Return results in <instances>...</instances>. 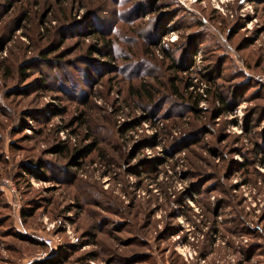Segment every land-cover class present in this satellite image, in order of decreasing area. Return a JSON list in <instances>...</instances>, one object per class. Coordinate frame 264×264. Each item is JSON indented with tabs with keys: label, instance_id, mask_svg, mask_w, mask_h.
Masks as SVG:
<instances>
[{
	"label": "rangeland",
	"instance_id": "rangeland-1",
	"mask_svg": "<svg viewBox=\"0 0 264 264\" xmlns=\"http://www.w3.org/2000/svg\"><path fill=\"white\" fill-rule=\"evenodd\" d=\"M48 262L264 264V0H0V264Z\"/></svg>",
	"mask_w": 264,
	"mask_h": 264
},
{
	"label": "trees",
	"instance_id": "trees-1",
	"mask_svg": "<svg viewBox=\"0 0 264 264\" xmlns=\"http://www.w3.org/2000/svg\"><path fill=\"white\" fill-rule=\"evenodd\" d=\"M195 54V53H194ZM22 74H24L23 72H22ZM63 149H65V147L64 146H60V150H63ZM86 150V148L85 149H83L82 151L84 152ZM79 154H80V152H79ZM46 264H57V263H55V262H48V263H46Z\"/></svg>",
	"mask_w": 264,
	"mask_h": 264
},
{
	"label": "built area",
	"instance_id": "built-area-1",
	"mask_svg": "<svg viewBox=\"0 0 264 264\" xmlns=\"http://www.w3.org/2000/svg\"><path fill=\"white\" fill-rule=\"evenodd\" d=\"M46 243H49L50 244L51 242H50V240H46Z\"/></svg>",
	"mask_w": 264,
	"mask_h": 264
}]
</instances>
